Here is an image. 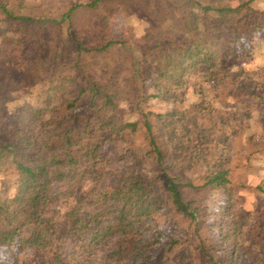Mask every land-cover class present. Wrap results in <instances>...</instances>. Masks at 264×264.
<instances>
[{
  "label": "trees",
  "instance_id": "obj_1",
  "mask_svg": "<svg viewBox=\"0 0 264 264\" xmlns=\"http://www.w3.org/2000/svg\"><path fill=\"white\" fill-rule=\"evenodd\" d=\"M258 3L264 0H0V174L17 177L15 193L0 188V247L52 253L49 264H72L66 243L138 250L162 201L130 167L109 168L102 148L140 135L177 216L198 228L190 199L222 196L213 209L215 254L203 248L209 262L264 264V180L234 176L228 157L242 117L264 134V42L259 54L256 43L244 44L264 31ZM135 4L149 23L137 48L107 27L113 12L129 15ZM42 82L49 83L42 102L17 104ZM195 92L193 107L166 109L187 105ZM155 101L166 107L154 110ZM125 103L128 118L120 113ZM257 139L246 140L250 154H264V138ZM194 168L200 178L184 179L182 171Z\"/></svg>",
  "mask_w": 264,
  "mask_h": 264
},
{
  "label": "rangeland",
  "instance_id": "obj_2",
  "mask_svg": "<svg viewBox=\"0 0 264 264\" xmlns=\"http://www.w3.org/2000/svg\"><path fill=\"white\" fill-rule=\"evenodd\" d=\"M135 5L132 9L137 15L130 12V16L121 11L113 12L112 20L107 27L110 26V31L120 37L118 41L124 42V40H129L130 44L137 48V44L140 43V39L144 36L146 29H148L149 23L147 18L142 16L138 5ZM257 8L264 9V3H258ZM97 33L98 30L92 29L89 36L95 40L98 38ZM244 41L247 48L251 45L254 48L255 45V52L259 54L263 50L262 46H259V43L262 44L264 42V31L253 34ZM128 77L127 73L123 74V84L126 83ZM48 88V82L35 85L18 100L17 104H34L38 100L42 102L47 97L45 92ZM130 91H132L131 87L127 84L123 92L125 98L130 97ZM204 91L208 98H211L214 92L213 87L210 85L205 86ZM189 95L190 99H188L187 105H168L166 109L172 110L178 107L184 110L193 107L198 102L199 95L196 92ZM165 107L166 105L163 103L155 101L153 109L162 110ZM120 113L125 118L130 116L126 103L121 106ZM241 125L243 126L239 127V130L248 126L245 119L242 120ZM235 127L236 125L233 128L234 132ZM249 129L250 133L255 132L257 134L260 131L259 127L254 125L253 128L250 127ZM242 143L243 141L238 139V145ZM256 143H259V139H257ZM102 151L106 154L108 162H110L109 168L116 170L122 169L124 166L130 167L143 180V183L152 184L154 187L153 195L161 199L162 206L157 217L148 222L147 231L142 236L144 241L141 243L137 242V245H139L138 250L122 252L116 248H109L102 252L96 247H90L85 250L80 247L76 248L78 245L74 247L71 243H66L63 246V251L68 258L70 257L69 259L72 264H212L206 258L203 248L205 245L211 252L210 248L217 246V242H219V226L218 221L215 220L213 209L217 203L222 202V196L218 194L208 199L205 195H199L190 199L193 202V207H197L198 209L199 227L195 228L190 222L183 220L171 211L163 189L164 174L153 162L142 136L130 135L126 136L125 140L116 143L105 142ZM228 157L234 173L240 175L244 173L243 175H245L248 161L246 162V159L242 156L235 157L230 149ZM176 166L177 170L182 168L180 162H176ZM190 171L188 173H186L185 169L182 171L184 179L193 178L198 180L200 178L199 170L194 168ZM16 179L17 177L12 171L2 172L0 174V188L5 186L10 193H15ZM112 181H115L114 177H112ZM253 183L257 184L258 181H254ZM90 188L91 184L83 187L81 194L89 191ZM216 199L218 202H216ZM74 204L73 201L69 202L70 208ZM65 209L66 207L63 206V211ZM28 230L30 231L31 229ZM28 230H23L22 235L27 234ZM89 243L90 241H86V244ZM211 253L214 255L215 251L213 250ZM225 257L223 256L222 258ZM51 261L52 253L49 252L20 251L17 246L0 247L1 264H49Z\"/></svg>",
  "mask_w": 264,
  "mask_h": 264
},
{
  "label": "crops",
  "instance_id": "obj_3",
  "mask_svg": "<svg viewBox=\"0 0 264 264\" xmlns=\"http://www.w3.org/2000/svg\"><path fill=\"white\" fill-rule=\"evenodd\" d=\"M246 121V124H248V126H245L244 129L239 130L238 128L242 127L243 125H241L242 120ZM254 126L259 127V125L255 122V120L253 119H248L247 117H242L240 119V121L236 124L235 127V132L233 130V135L235 136L233 139V147H232V153L235 157H239L242 156L243 158L246 159L247 163V171H245V175H243L244 173L240 174H236L234 173V169L230 164V167L232 169L233 175L240 177L243 176L244 178H246L249 182H251L252 184H254V181H258L261 182L262 180H264V154H259L257 152H255L254 154H250V150H249V146L247 143V139L252 136L255 135L256 138H258L259 140L261 139L263 141L264 138V134H262V129L261 127H259L260 131L256 134L254 133H250V127L253 128ZM235 126V125H234ZM238 126V127H237ZM261 132V133H260ZM242 138L243 143L241 145H238V139ZM246 155H250V161L247 159Z\"/></svg>",
  "mask_w": 264,
  "mask_h": 264
}]
</instances>
